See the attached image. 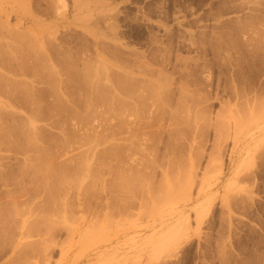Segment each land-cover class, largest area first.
Wrapping results in <instances>:
<instances>
[{
  "label": "rangeland",
  "instance_id": "rangeland-1",
  "mask_svg": "<svg viewBox=\"0 0 264 264\" xmlns=\"http://www.w3.org/2000/svg\"><path fill=\"white\" fill-rule=\"evenodd\" d=\"M0 108V264H264V0H0Z\"/></svg>",
  "mask_w": 264,
  "mask_h": 264
},
{
  "label": "bare ground",
  "instance_id": "bare-ground-1",
  "mask_svg": "<svg viewBox=\"0 0 264 264\" xmlns=\"http://www.w3.org/2000/svg\"><path fill=\"white\" fill-rule=\"evenodd\" d=\"M8 25H9V24H8ZM9 31H10V30H9ZM9 31H8V32H9ZM12 33H13V32H11L10 34L12 35ZM13 34H14V33H13ZM30 37H31V36H27L26 38L30 39ZM23 38H25V36H24ZM32 38H33V37H32ZM32 38H31V39H32ZM31 39H30V40H31ZM35 39H36V38H34L33 40L35 41ZM37 39H38V37H37ZM37 41H38V40H37ZM32 42H33V41L31 40L30 43H32ZM38 42H39V41H38ZM35 44H36V43H35ZM35 44H34V45H35ZM27 46H28V48H29V47H32L33 44H32L31 46H30V44H28ZM30 52H31V49H30ZM109 67H110V66H109ZM88 68H89V67H88ZM85 69H86V67H85ZM89 69H90V68H89ZM89 69H87V70H89ZM102 69H103V68H102ZM110 69H111V68H109V70H110ZM87 70H86V71H87ZM51 71H52V70H51ZM86 71L84 70L83 72H86ZM89 71H90V70H89ZM89 71L87 72V74H89ZM92 71H93V70H92ZM95 71H96V70H95ZM95 71H94V74H96ZM100 71H101V69H100ZM100 71H99V73H100ZM96 72H97V71H96ZM101 72H102V71H101ZM111 72H113V71H111ZM131 72H132V71H131ZM80 73H81V75H82V72H80ZM80 73H79V75H80ZM103 73L105 74V70H103ZM100 74H102V73H100ZM100 74H99V75H100ZM110 74H111V73H110ZM99 75L96 74V76H97L98 78H99ZM84 76H85V75H84ZM102 76H103V75H102ZM102 76H101V77H102ZM126 76H127V75H126ZM81 77H82V76H81ZM85 77H87V79H90V80L93 78V77H91V78L89 77V78H88V76H85ZM101 77L99 78V83H100L101 85H100L99 83L96 84V81L98 80V78H97L96 81L93 80V81H95L94 84H96L97 86L99 85L101 89L99 90V87H98L97 90L102 91V92L105 93V95H107L108 97H107V96L105 97L104 95H102V94H101L102 92H100V94L98 93V91H97V92L95 91L96 93H95V92H94V93L92 92V93L95 95V97H93V96H94L93 94H92V95H93L92 98H91V96L89 95V97L91 98V100L89 101V102H90L89 106H91V105L93 104V102H97V103H98V102H103L102 105L104 104L105 107H106L107 109H108V108L111 109L112 107L114 108L115 105L112 104V102H114V101H112V100H113V98H111L112 95H111V93H109V92L112 90L113 87H112V88H109V87H111V86H110L108 83H103V82H101V81H102V80H101V79H102ZM130 77H131V78H130ZM130 77L127 76V79H132V81L135 80V79L133 80V78H134L133 75H130ZM107 78H109V77H107ZM136 78H137V77H136ZM93 79H94V78H93ZM109 79H110V78H109ZM109 79H108V80H109ZM111 79H112V78H111ZM113 79H114V78H113ZM116 79H117V78H116ZM139 79H140V78H139ZM85 80H86V79H85ZM90 80H87L88 83H89L90 85H87V83H85V84L87 85L88 88L90 87V89H91L92 84L89 82ZM140 80H141V79H140ZM87 81H86V82H87ZM119 81H120V79H119ZM132 81H131V83H129V84H131L130 86H128L129 90H128L127 87H126V89H127V91H128V94H129L128 97H129V99H131V104L129 103V100L127 101V102H128V105H131V107H132V112H131V113L134 112V111H133V110H134L133 108H135L134 101L136 100V98H137L138 96L140 97V95H141V94H140V95H137V92H136V91H138V90L134 89L135 87L133 86L134 84L132 85ZM91 82H92V80H91ZM104 82H105V81H104ZM107 82H108V81H107ZM113 82H114V81H113ZM145 82H147V81H144V83H145ZM154 82H155V81H154ZM154 82H153L152 84L156 85L157 83H154ZM156 82H157V81H156ZM133 83H135V81H134ZM140 83H141V82H140ZM14 84H15V82H14ZM94 84H93L92 87H96V85H94ZM103 84H105V86H104ZM106 84H107V85H106ZM115 84H116V82H115ZM146 84H147V83H146ZM146 84H145V85H146ZM12 85H13V84H12ZM108 85H109V86H108ZM122 85H123V84H122ZM16 86H17V85H16ZM102 86H103V88H104V87L106 88V86H108V89L106 88L107 91L104 92L103 89H102ZM12 87H13V86H12ZM22 87H23V84H22ZM85 87H86V86H85ZM146 87H147V86H146ZM157 87H158L157 90H155V91L153 90V92H152L151 94H150V93H149V94L151 95V98L156 96L155 98H152V99H154L156 102H159V98H160L159 95L161 94L160 92H161V89H163V87H162L161 85H157ZM157 87H156V88H157ZM25 88H27L26 85H25ZM140 88H141V87H140ZM143 88H144V86H143ZM156 88H155V89H156ZM11 89H13V88H11ZM16 89H18V88H16ZM21 89L23 90V88H21ZM27 89H28V88H27ZM90 89H88V90L90 91ZM95 89H96V88H95ZM106 89H105V90H106ZM109 89H111V90H109ZM144 89H145V90H144L145 92H148V89H146V88H144ZM28 90H29V89H28ZM28 90H26V91H27L26 94H27L28 92H30V90H29V91H28ZM82 90H83V89H82ZM117 90H118V87H117ZM135 90H136V91H135ZM146 90H147V91H146ZM92 91H94V89H92ZM134 91L136 92V94H135ZM111 92H112V91H111ZM119 92H120V91H119ZM87 93H88V91H87ZM106 93H109V95L106 94ZM113 93H114V92H113ZM121 93H122V91H121ZM123 93H124V92H123ZM90 94H91V93H90ZM138 94H139V93H138ZM152 94H153L154 96H153ZM27 95H28V94H27ZM117 95H118V94H117ZM122 95H123V94H122ZM135 95H136L137 97L134 99ZM109 96H111V97H109ZM114 96H115V95H114ZM157 96H158V97H157ZM142 97H144V96H142ZM142 97H141V98H142ZM108 98H111V101H112V102H111ZM116 98H117V97H115V99H116ZM141 98H140V99H141ZM144 98H145V97H144ZM144 98H142V100H143ZM157 98H158V101H157ZM138 99H139V98H137V101H138ZM137 101H136V102H137ZM160 102H161V101H160ZM160 102H159V103H160ZM105 103H107V104L109 103L110 105H113V106L110 107V105L108 104V105H109V107H108L107 104H105ZM99 104H100V103H99ZM97 105H98V104H97ZM103 107H104V106H103ZM128 107H129V106H128ZM0 109H1V108H0ZM107 109H106V110H107ZM112 110H113V109H111V111H112ZM1 111H2V109L0 110V112H1ZM107 111H110V110H107ZM102 113H104V112L102 111ZM105 113H106V112H105ZM107 113H108V112H107ZM133 114H134V113H133ZM106 115H107V114H106ZM103 116H104V115H103ZM101 117H102V116H101ZM35 119H36V118H35ZM31 120H32V119H31ZM33 121H34V118H33ZM33 121L30 122V123H28V124H30V126H28V128L30 127V129H31V128L34 126V122H33ZM35 123H36V122H35ZM130 125H131V129H129V130H131V132H132L133 134H135L134 132L136 131V129H135L134 122H131ZM35 126H36V125H35ZM35 126H34V128H35ZM220 126H221V129H222V130L220 129L221 131H226V130H227V126H226L225 121L220 122ZM26 127H27V126H26ZM34 128H33V129H34ZM133 134H132V136H129V137H131L130 139L128 138V141H129V143H130L129 148H130V151H131V152H134L135 149H136V151H137V146H135V145H136L135 142H136L138 139H137V140H134V139H136L137 135H133ZM144 134H145V133H144ZM145 135H146V134H145ZM138 137H139V136H138ZM142 137H143V138H141V135H140V137H139V138H141L140 140H141V142L143 143V144H142V143L140 142V143L142 144V145L139 144V145H141L140 147H142L143 145L145 146V138H144V136H142ZM97 141H98V140H95V143H96ZM91 142L94 143V141H91ZM31 143H32V142H31ZM34 143H35V142H34ZM34 143H33V144H34ZM86 143H87V142H86ZM93 145H94V144H93ZM87 146H88V145H87ZM138 148H139V147H138ZM139 149H140V148H139ZM40 150H41V149H40ZM140 150H141V149H140ZM35 152H37V151H35ZM131 152H130V153H131ZM39 153H40V152H39ZM136 153H137V152H136ZM40 154H41V153H40ZM133 154L135 155V152H134ZM133 154H130V156H133ZM35 155H37V154H35ZM41 156H42V155H41ZM41 156H40V157H41ZM82 156H83V155H82ZM135 156H136V155H135ZM38 157H39V155H38ZM40 157H39V158H40ZM133 157H134V156H133ZM28 158H29V157H28ZM43 158H44V157H43ZM43 158H42V159H43ZM82 158H83V157H82ZM82 158H80V159H82ZM88 158H89V157H88ZM134 158H135V157H134ZM29 159H30V158H29ZM29 159H28V160H29ZM31 159H32V158H31ZM47 159H49V158H47ZM47 159L45 158V160H47ZM130 159H133V158H130ZM26 160H27V159H26ZM40 160H41V158H40ZM40 160H39V161H40ZM45 160H43V161H45ZM49 160H51V158H50ZM89 160H90V159H89ZM134 160H135V159H134ZM36 161H37V159H36ZM51 161H52V160H51ZM51 161H49V162L51 163ZM84 161H85V160H84ZM87 161H88V160H87ZM93 161H94V160H93ZM131 161L133 162V160H131ZM33 162H34V161L32 160V163H33ZM40 162H41V161H40ZM46 162H47V164H46L45 162H43V163H45V165H44V166H45V169H48V168L50 167V165L48 166V163H49V162H48V161H46ZM66 162H67V161H66ZM85 162H86V161H85ZM94 162H95V161H94ZM27 163H29V162H27ZM50 163H49V164H50ZM64 163H65V162H64ZM80 163H81V162H80ZM87 163H88V162H87ZM87 163H85V165H86ZM133 163H134V162H133ZM38 164H39V163H38ZM38 164H37V165H38ZM51 164H52V163H51ZM81 164H82V163H81ZM81 164H80V165H81ZM83 164H84V162H83ZM83 164H82L81 166H83ZM92 164H93V163H92ZM92 164H91V165H92ZM29 165H30V164H29ZM31 165H32V164H31ZM37 165H34V168H33V169H35V168H36L35 166H37ZM42 165H43V164H42ZM42 165H41V167L39 166L41 171H42V168H44V167H42ZM52 165H53V164H52ZM52 165H51V166H52ZM25 166H27L26 163H25ZM46 166H48V168H46ZM53 166H54V165H53ZM53 166H52V167H53ZM56 166H57V165H56ZM64 166H65V165H64ZM188 166H189V167H188V170L186 169V170L183 171V174L186 173L185 171H187V174H184L186 178H188L189 175H191L192 171H193L194 168H195V167H194L195 165H194L192 162H190V164H189ZM30 167H31V166H30ZM37 167H38V166H37ZM52 167H51V168H52ZM132 167H133V166H132ZM26 168H27V167H26ZM53 168H55V166H54ZM53 168H52V169H53ZM62 168H64V167H62ZM62 168H61V169H62ZM82 168H83V167H82ZM33 169H32V170H33ZM45 169H43V172L46 171ZM55 169H58V167L55 168ZM55 169H54V170H55ZM84 169H85V168H84ZM35 170H36V169H35ZM37 170H38V169H37ZM63 170H64V169H63ZM67 170H68V168H67ZM86 170H87V169H86ZM33 171H34V170H33ZM49 171H51L50 168H49ZM80 171H81V170H80ZM84 171H85V170H84ZM37 172L39 173V170H38ZM188 172H189V173H188ZM35 173H36V171H35ZM46 173H48V175H49V172H46ZM50 173H52V172H50ZM58 173H59V174H58ZM58 173H57V175H55V176H54V174H53V176H54V181H56V182L59 184V185H56L57 188H60V189H61V187H62V189H63L65 183H67L66 179L69 178V175H68L69 172H68V174H67L66 171L64 170V171H60V172L58 171ZM66 174H67L68 176H67ZM33 175H34V176L36 175V177L32 176L33 179H34V178L36 179V178L39 177V176L37 177V174H33ZM42 175H43V174H42ZM46 175H47V174H46ZM48 175H47V176H48ZM50 175H51V174H50ZM50 175H49V176H50ZM78 175H79V174H78ZM85 175H86V174L84 173V176H85ZM184 175H183V176H184ZM47 176H46V179H47ZM80 176H81V174H80ZM84 176H82L81 179H77V180H82V179H84V178H83ZM187 176H188V177H187ZM70 177H71V176H70ZM39 178H40V177H39ZM48 178H49V177H48ZM73 178H74V177H73ZM88 178H89V177H88ZM40 179H41V178H40ZM71 179H72V178H71ZM192 179H193V178H192ZM37 180H39V179H37ZM67 180H68V179H67ZM54 181H53V182H54ZM187 181H188V180H187ZM189 181H190V180H189ZM33 182H34V181H33ZM49 182H50V181H49ZM70 182H71V181H70ZM72 182H73V181H72ZM74 182H75V180H74ZM77 182H78V181H77ZM31 183H32V182H31ZM34 183H35V182H34ZM41 183H42V182H41ZM45 183L47 184V181H45ZM50 183H51V182H50ZM46 184H45V185H46ZM55 184H56V183H55ZM80 184H81V183H80ZM66 185H67V184H66ZM48 186H49V184H48ZM58 186H59V187H58ZM71 186H72V185H71ZM73 186H74V185H73ZM45 187H46V186H45ZM50 187H51V186H50ZM74 187H75V186H74ZM82 188H83V187H82ZM71 189H72V188H71ZM65 190H66V189H65ZM52 191H54V190H52ZM49 193H50V192H49ZM51 193H53V192H51ZM52 196H53V195H52ZM52 196H51V197H52ZM50 199H52V198H50ZM14 205H15V204H14ZM14 207H15V206H14ZM15 210H16V209H15ZM15 210H14V211H15ZM58 215H59V212H58ZM60 215H62V214H60ZM60 215H59V216H60ZM52 217H53V216H52ZM48 219H50V218H48ZM59 221H60V220H59ZM49 222H50V221H49ZM51 222H52V221H51ZM53 222H54V218H53ZM56 222H57V221H56ZM64 223H65V222H64ZM54 224H55V222H54ZM62 224H63V223H62ZM53 226H55V225H53Z\"/></svg>",
  "mask_w": 264,
  "mask_h": 264
}]
</instances>
